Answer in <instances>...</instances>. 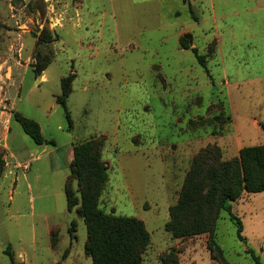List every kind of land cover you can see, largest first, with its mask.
<instances>
[{"label":"rangeland","instance_id":"374dc122","mask_svg":"<svg viewBox=\"0 0 264 264\" xmlns=\"http://www.w3.org/2000/svg\"><path fill=\"white\" fill-rule=\"evenodd\" d=\"M211 1L219 19L250 9L254 2L264 4L204 0L199 8L194 0L191 15L182 0H0V120L5 122L11 113L8 138L13 153L29 161L26 170L13 168L18 185L12 184L14 176L11 184L0 178V264H11L2 253L6 249L16 264H26L20 254L27 264H93L85 253V222L78 208L68 211L65 195L67 161H73L76 145L91 139L102 143L101 158L108 168L99 208L145 223L151 243L144 264H224L210 254L209 234L174 239L165 230L198 154L219 142L222 160L239 157L253 144L244 130L251 137L256 134L253 125L244 127L237 117L249 112L264 117V46L257 52L238 31L237 54L232 60L217 58V32L212 28H222L223 21L213 22ZM202 16L203 25L192 23ZM235 21L237 29L249 22L248 32L257 33L264 12ZM186 34L206 57L208 72L191 51L181 50L180 39ZM221 36L227 55V33L221 31ZM38 59L50 61L40 76L34 72ZM70 74L73 92L67 106L72 127L56 103L61 80ZM13 112L35 120L52 143L36 145ZM1 125L4 138L6 128ZM35 149L40 151L35 157L43 152L39 161L29 157ZM3 163L0 152V169ZM71 187L78 191L76 180ZM251 195L244 192L233 204L245 226L246 243L239 241L226 212L217 224L216 239L230 264H256L246 248H257L264 264V250L258 249L264 244V193L241 204ZM48 230L54 233L52 249Z\"/></svg>","mask_w":264,"mask_h":264},{"label":"trees","instance_id":"16d2710c","mask_svg":"<svg viewBox=\"0 0 264 264\" xmlns=\"http://www.w3.org/2000/svg\"><path fill=\"white\" fill-rule=\"evenodd\" d=\"M191 40V34L181 37V49H191ZM191 50L198 63L207 70L206 57L197 48ZM40 60L34 66L37 76L50 65L49 60ZM73 81L74 75L64 77L61 80V94L56 97V103L65 111L70 127L72 119L67 104L73 92ZM13 117L36 145L52 143L43 137L41 127L35 120L18 112H13ZM94 140L78 144L73 149V161L65 185L68 211L78 208L77 213L85 222V253L93 264H144V254L151 243L145 223L135 217L107 214L99 208V197L108 180V168L101 158L102 143ZM73 180L77 181L78 191L71 187ZM244 192H264V145L245 147L239 157L230 160H222L218 145L206 148L198 154L187 173L178 201L170 208V221L165 230L174 239L209 234L208 250L213 259L219 256L224 264H230L216 239L217 224L221 213L226 212L237 227L239 241L247 242L243 236L242 220L233 211V204ZM75 228L76 224L72 223L69 232L73 238ZM245 252L256 264H262L255 250L249 248ZM6 254L11 264H16L12 254Z\"/></svg>","mask_w":264,"mask_h":264},{"label":"crops","instance_id":"0c3cea01","mask_svg":"<svg viewBox=\"0 0 264 264\" xmlns=\"http://www.w3.org/2000/svg\"><path fill=\"white\" fill-rule=\"evenodd\" d=\"M197 2V5L196 7L198 6L199 8L202 1L204 0H195ZM182 2L188 7L189 11H190V14L192 15L193 14V7L195 6L196 3H194V0H187L186 2H184L182 0ZM257 2H254V5L249 9L247 8L248 6H246L242 11H244L242 13L241 12H233L231 13L230 15H224L222 17H220V19L223 21V26L222 28L220 26H215L214 28H212L214 31L217 32V34L214 36L215 38H217V54H216V57L221 59V57L223 59H225L227 56L230 60H232L233 56L236 55L237 53L235 52V46L240 44L241 40L239 41V38H237V36H239V33L238 31L240 32L241 35H243V39H244V43L247 44L248 46L254 48L257 52L259 50V47H260V51L263 52L262 50V46H264V34H262V28L264 26V24L261 23L260 27H262L260 30L256 32H251L249 33L248 31L251 29V26L248 22V26L245 25V23L243 22V24L241 25V27H238L237 29V22L235 21L236 19H239L241 18V20H247V18H249V15L252 13V14H259V13H263L264 12V4H262V6H258V4H256ZM210 7L213 9V12H214V1H211L210 2ZM177 11H174V16H175V13ZM203 14V11L201 12ZM210 14H214V17H213V22L215 23H218V21L220 20L216 13H210ZM232 19L233 21L230 23H227L226 24V19ZM206 22V20L204 19V17H200V20L199 22L197 21H192V23L194 24H197V25H203L204 23ZM253 26V25H252ZM193 27V26H191ZM188 32H191L189 30H187ZM221 31L222 33H227V37H228V40L226 41V45L228 47V53L227 55L224 54V46H223V37L221 36ZM192 33V32H191ZM249 39V40H248ZM191 46V49L192 48H195L193 47L192 44H190ZM189 49V51L192 52V50ZM181 50H184V51H188V50H185V49H181ZM221 53V54H220ZM195 56V55H194ZM196 58V57H195ZM197 60V59H196ZM198 62V61H197ZM199 64V63H198ZM200 65V64H199ZM201 66V65H200ZM202 67V66H201ZM203 68V67H202ZM205 69V68H204ZM206 72H208V70L205 69ZM45 77V76H44ZM45 79V78H44ZM244 82V81H243ZM241 87V86H240ZM9 115V118L7 120H3V118L0 120V129L3 130V126L1 125L3 123V125L5 126L6 130V136L4 138L0 137V152L1 154L3 153V168L1 167L0 171L2 172V176H0V178L3 180V182L5 181H9V183L11 184V177H15L13 179V182L12 184H17V182L19 183V176L17 174V172L15 171V169L13 168H19L20 166H24V169L26 170V167L27 165L29 164L28 162H22V160H20L19 156L15 155V153H13L14 151V147L10 144L9 142V138L8 136L10 135V132H11V124L13 122V118L11 117V113L8 114ZM260 117L257 118L255 113L253 112H249L247 114H244V116L238 118L237 117V120L239 122V124H242L244 127H248V126H251L253 125L254 126V129L252 130L253 132H255L256 136L254 137H251L247 130H244L246 135H245V139L248 141V142H253V144L251 146H261V145H264V139L261 140V136L263 135L262 133H264V128H262V126H264V117H263V120H262V116L259 115ZM188 130L185 129V132H187ZM189 138H186L182 143H186L188 141ZM49 141V140H48ZM218 145L220 146L219 142H217ZM43 145H47V144H43ZM43 145H40V146H43ZM39 146V145H38ZM46 147V146H45ZM222 147V145H221ZM223 148V147H222ZM155 150V148H154ZM35 151L34 153L30 154L29 157H33L31 158V160H34V161H39V159L41 160L43 158V156H41V153L43 155V152H41L37 157H35V154L36 153H39L40 151L39 150H33ZM225 151V150H224ZM226 151L228 152H232L229 150V148L226 149ZM225 151V153H226ZM49 153V152H48ZM34 154V155H33ZM228 157H230L229 155H227ZM24 159H26L24 157ZM27 161V160H25ZM69 164H71V160L68 159L67 161ZM13 166V167H11ZM14 170V171H13ZM18 185V184H17ZM15 185V187L17 186ZM13 191H11V195H12ZM264 193V192H263ZM257 195V194H253L251 196H247V199H243L241 204L243 203H251L252 202V198ZM13 198V197H11ZM244 201V202H243ZM250 214L252 215V212L249 211ZM245 229V226L243 225V230ZM262 229V228H260ZM45 236H47V239H48V244H49V247L52 249V246H51V235L49 234V230L48 232L45 234ZM246 238V237H245ZM246 240H248L246 238ZM247 247V246H246ZM247 249V248H246ZM245 249V251H246ZM250 249H256L257 248H250ZM258 249H259V252H263L264 250V244L258 246ZM7 252V249L6 250H3V254L4 255H7L6 254ZM257 252V251H256ZM246 253V252H245ZM8 256V255H7ZM20 261L21 262H26L27 264V260L25 258V256L21 255L20 254ZM194 263V260L191 261V264Z\"/></svg>","mask_w":264,"mask_h":264}]
</instances>
